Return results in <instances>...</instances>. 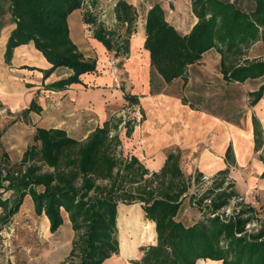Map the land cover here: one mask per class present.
I'll return each mask as SVG.
<instances>
[{"label": "trees", "instance_id": "obj_1", "mask_svg": "<svg viewBox=\"0 0 264 264\" xmlns=\"http://www.w3.org/2000/svg\"><path fill=\"white\" fill-rule=\"evenodd\" d=\"M88 1L96 3L0 0V12L7 4L15 24L6 42L5 63L10 64L16 47L33 43L51 67L24 69L41 72L43 81L56 68L72 71L67 78L46 85L47 90L63 91L72 84H83L82 76L96 73L97 61L84 57L70 38L68 16ZM190 6L197 21L187 34H181L166 20L159 4L147 11L143 48L149 53L153 75L165 85L180 78L185 86L188 67L214 49L220 55V74L226 83L264 76V60L246 57L253 44H264V0H252L246 10L237 0H191ZM114 15L116 23L124 28L122 33L107 28L89 9L82 20L93 26L92 38L106 51L127 55L138 14L133 5L120 0ZM150 85H154L151 78ZM263 93L264 83L250 93L253 105ZM124 99L131 105L138 104L135 95L124 94ZM40 110L31 101L21 114ZM122 122L111 117L84 140H76L62 129L37 127L33 144L26 148L19 164L10 165L7 153L2 152L0 225L8 224L29 196L34 213L48 220L50 233L63 225V212L67 215L74 237L64 264H104L119 253L118 206L139 203L146 220L154 224L156 239L153 245L141 249V258L132 264H196L198 260L264 264V209L258 218L256 208L242 201L228 177L229 167L206 182L201 173L185 176L179 155L169 153L158 172H149L135 156L122 158L118 134ZM124 124L129 138L133 125ZM252 126L254 151H263V132L255 116ZM2 134L0 130V139ZM259 158L264 166V156ZM225 161L228 166L235 165L231 146ZM260 177L264 179V168ZM193 185H200L199 192H190ZM186 200L198 210L200 220L186 224L179 219ZM231 202L233 209L227 213ZM253 220L259 227L252 230L248 226Z\"/></svg>", "mask_w": 264, "mask_h": 264}, {"label": "rangeland", "instance_id": "obj_2", "mask_svg": "<svg viewBox=\"0 0 264 264\" xmlns=\"http://www.w3.org/2000/svg\"><path fill=\"white\" fill-rule=\"evenodd\" d=\"M120 0H96L93 5L90 1L78 9L81 15L89 9L98 21L103 23L109 29H115L120 33L123 32V27H120L115 20L114 7ZM133 5L137 11L138 17L135 22V33L140 31L145 24V16L147 11L155 4H159L164 12L166 20L176 27V29H184L187 31L193 20L189 18L191 0H124ZM238 6L242 10H246L252 4V0H237ZM89 5V6H88ZM191 17V16H190ZM83 21V20H82ZM80 34L78 36L79 47L87 48L88 38L93 35V26L83 23ZM15 27L11 22L10 14L8 12V5L2 6L0 12V36L5 35ZM178 27V28H177ZM179 31V30H178ZM182 33V32H180ZM100 43V42H99ZM105 53V58L101 61L98 57L99 71L97 74L109 75L111 79V86L93 87L91 85L87 88L93 89V93H98L97 88H102L106 91L104 105L105 117H115L122 119V124L119 126V136L122 138V158H129L136 153L138 160L148 171L154 172L153 168L150 169L149 162L154 159V155L146 153L144 148H136L135 145L130 146L132 137L128 138L125 135V124L129 122L133 125V130L140 129L144 126L147 120V111H159L162 107H167L172 102L179 101L185 107L195 109L198 111L206 112L215 118L226 123L227 127L232 129L229 134L232 137L231 146L234 153V146L241 144L242 133H246L247 127H250L252 116H255L259 121L263 132V151L253 152L251 155L238 154L239 160H236L235 165L231 169L232 178L235 182L236 189L242 196V201L245 204H251L258 211L257 217L260 218V212L264 209V179L257 174V162L259 157L264 156V109L260 108V104L264 101L263 97L257 104H252V97L250 93L256 91L261 84L264 83V76L257 79H248L242 83H226L220 74V67L218 61L219 54L214 53V57L203 58L194 65L188 67L187 70V84L183 85V80L178 79L173 81L170 85L165 86L162 81L153 75V70L146 62H141L142 58L138 57L139 62L133 64L130 59L129 53L127 55L120 54L116 56L114 52ZM143 50L139 54H143ZM247 58L264 60V44L260 41L253 44L247 51ZM230 60V59H229ZM231 60H235L231 58ZM239 60V59H238ZM146 72L147 77L153 79L154 85L151 86L152 92H158L148 96V94H141L138 92V104H129L124 99V94H130L139 83L136 78L142 71ZM45 85H40V90L43 91L39 95H47L44 92ZM89 93H91L89 91ZM150 93V92H149ZM48 95H51L49 93ZM65 96L59 98L60 104H63ZM149 98L153 100L152 107H148L146 100ZM48 99V100H47ZM47 102L50 106L56 108L58 99L47 96ZM43 101V100H42ZM41 101V102H42ZM185 102V104H184ZM54 110V109H53ZM19 113H11L3 105H0V130L3 132L0 141V155L2 152L7 153L10 165L19 164L22 155L26 148L33 144V135L35 133L34 124L28 118ZM95 123V122H94ZM91 124L88 128L94 126ZM16 124L22 125L28 132H23L20 128L17 129ZM15 131L8 135V142H3L8 131ZM126 138V139H125ZM3 139V140H2ZM23 139V140H21ZM123 142L125 145H123ZM128 143V144H127ZM173 150L174 154L182 158L180 149L174 146L164 148V153ZM139 150L140 152H135ZM247 156V157H246ZM241 157V158H240ZM236 159V157H235ZM183 160L182 168L186 175L189 169L194 166V161L191 162V154ZM195 174V173H194ZM203 180L206 181L212 175L202 173ZM200 185H193L191 193L199 192ZM134 205V211L140 212L139 220L141 223H146L145 214L141 209L139 203ZM120 204L117 212V239L119 241L122 236V225L124 218L130 217V206ZM234 202L226 209L229 212L233 209ZM132 211V210H131ZM133 211V214L135 213ZM2 216V209L0 208V217ZM179 219L186 224L200 220L202 217L199 215L198 210L190 206L189 201L186 200L179 213ZM63 225L55 233H50L49 223L45 216H38L34 213L33 204L29 196L24 198L19 212L11 218L8 224L0 225V264H64L67 261L71 243L74 237V232L71 229L67 215L63 212ZM151 223V222H150ZM249 229L259 227V223L253 220L249 224ZM155 241V240H154ZM154 243H143L137 250V256H124L126 259L123 261L125 264H132L133 261H138L142 256L141 249ZM120 253V252H119ZM118 253V254H119Z\"/></svg>", "mask_w": 264, "mask_h": 264}, {"label": "crops", "instance_id": "obj_3", "mask_svg": "<svg viewBox=\"0 0 264 264\" xmlns=\"http://www.w3.org/2000/svg\"><path fill=\"white\" fill-rule=\"evenodd\" d=\"M189 12V18L193 20L192 27L197 19L192 14L191 6ZM82 26H84V24L80 10L73 11L68 16L70 38L78 47L79 51L83 53L84 57L95 59L96 61L99 58L102 61L106 56V49L94 38L91 37L87 39V42H85L87 48L79 47L78 36ZM191 27L187 31L184 29L177 30L182 32L181 34H187ZM10 31L0 36V105H3L11 113H21L29 106L31 101H35L41 108L40 112H30L28 114V118L34 124V129L37 127L45 129H62L76 140H84L96 127L102 126L105 121L110 119L109 116L105 117L103 105L105 94H107L106 91L109 92V90L97 88L96 91H98V93H93V89L86 87L88 85L94 88L111 86L109 75H99L97 73L84 75L81 77L83 84H72L63 91H51L44 88V92L47 93V95H39V93L43 92L39 91L40 85L46 86L54 81L67 78L71 75L72 71L64 67L56 68L54 72L43 81L41 72L24 69L23 67H34L45 70L51 67L43 55L34 48L33 43L16 47L13 50L10 64H6L4 52ZM144 40V27H142L140 31L134 33L130 38L129 55L131 56L130 59L133 64L139 62L138 57L142 55L140 57L142 58L141 62H146L149 66V53L143 48ZM141 50H143V54H139ZM214 53L218 54L214 49L209 50L203 54L202 59L214 57ZM100 60L97 61V72L99 71ZM217 62H220V55L218 56ZM136 78H138L137 80L139 83L135 85L136 88L131 91L132 93H130V95L138 97V92L141 94H148V96L158 94V92L155 93L151 91L150 79L147 77L144 70L136 76ZM89 91L91 93H89ZM49 93H51V95H48ZM63 95L65 98L63 104H60L59 98ZM47 96L58 99L56 108H54V104L50 106L49 103H46L48 100ZM144 99L146 100L147 106L152 107L153 100L149 98ZM92 123H94V126L88 128ZM227 125L206 112L183 106L179 100L172 102L170 106L160 108L159 111H153V108L152 110H148L147 120L144 126L140 129L137 128L133 130L130 136L132 139H128V141H132V143L129 144L130 146L135 145L136 148H139L141 145L140 148H144L147 154L150 153V155H154V159L149 162V167L150 169L153 168L154 172H158L162 168L167 155L173 153V150L169 151L168 149L167 152L164 153V148L172 145L180 149L184 161L185 157L190 154L192 156V160L190 161H194V166L189 169L187 175L182 168V158L179 160L180 169L185 176L193 175L194 173H204L214 176L219 171L229 167L228 177L231 179V169L233 166L227 165L225 154L227 148L231 146L230 142L232 141V137L229 131L232 129H229ZM16 126L17 129L20 128L23 132H28V130L23 128L20 124H16ZM14 132L13 130L8 131L3 142L7 143L8 135ZM245 134H247L248 138L243 139L241 137L240 141L242 143L234 146L235 156L233 155V158L235 163L236 160H239L238 154L242 157V155L244 156L247 154L248 156L254 152L252 122L250 127H247ZM120 139L123 141L121 136ZM123 145H125L124 142ZM137 151L140 152L139 150H135V152ZM133 155L138 159L136 153ZM257 163V174L260 176L264 166L261 161ZM238 194L240 198H242L239 192ZM117 212H119V208ZM147 222L149 221L147 220ZM153 231L155 235L154 238L156 239L154 225ZM125 259L126 257L119 253L106 260L104 264H125V262L123 263ZM200 261H202V264H222L220 261L212 260H198L196 264Z\"/></svg>", "mask_w": 264, "mask_h": 264}, {"label": "bare ground", "instance_id": "obj_4", "mask_svg": "<svg viewBox=\"0 0 264 264\" xmlns=\"http://www.w3.org/2000/svg\"><path fill=\"white\" fill-rule=\"evenodd\" d=\"M260 108L264 109V101L261 102ZM262 122L264 124V118ZM241 137L243 139L248 138L247 134L245 133H242ZM130 207V217L124 218V221H122L124 222V224H120L122 225V236L120 239V255L127 257L137 256V248L143 243L155 242V235L153 231L154 224L150 222L141 223L139 220L140 212L136 213L134 211V205ZM133 211L135 212L134 214ZM198 264H202V261H200Z\"/></svg>", "mask_w": 264, "mask_h": 264}, {"label": "built area", "instance_id": "obj_5", "mask_svg": "<svg viewBox=\"0 0 264 264\" xmlns=\"http://www.w3.org/2000/svg\"><path fill=\"white\" fill-rule=\"evenodd\" d=\"M210 178H211V177H210ZM210 178H208V179L206 180V182H208ZM202 179H203V178H202ZM227 213H229V211H228V210H227Z\"/></svg>", "mask_w": 264, "mask_h": 264}]
</instances>
